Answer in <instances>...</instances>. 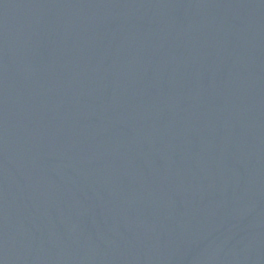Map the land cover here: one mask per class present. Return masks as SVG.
<instances>
[{"label":"water","instance_id":"95a60500","mask_svg":"<svg viewBox=\"0 0 264 264\" xmlns=\"http://www.w3.org/2000/svg\"><path fill=\"white\" fill-rule=\"evenodd\" d=\"M0 264H264V0H0Z\"/></svg>","mask_w":264,"mask_h":264}]
</instances>
